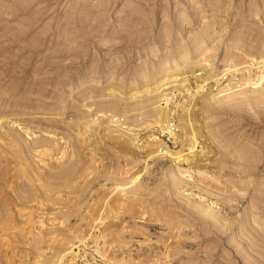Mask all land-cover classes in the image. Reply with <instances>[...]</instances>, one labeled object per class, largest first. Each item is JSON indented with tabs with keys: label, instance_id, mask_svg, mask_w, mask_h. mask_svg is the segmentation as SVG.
Returning <instances> with one entry per match:
<instances>
[{
	"label": "rangeland",
	"instance_id": "rangeland-1",
	"mask_svg": "<svg viewBox=\"0 0 264 264\" xmlns=\"http://www.w3.org/2000/svg\"><path fill=\"white\" fill-rule=\"evenodd\" d=\"M0 264H264V0H0Z\"/></svg>",
	"mask_w": 264,
	"mask_h": 264
}]
</instances>
